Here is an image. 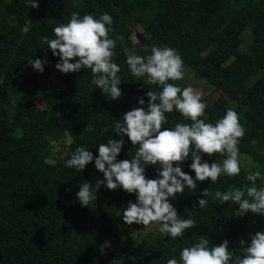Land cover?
Instances as JSON below:
<instances>
[{"label": "trees", "instance_id": "16d2710c", "mask_svg": "<svg viewBox=\"0 0 264 264\" xmlns=\"http://www.w3.org/2000/svg\"><path fill=\"white\" fill-rule=\"evenodd\" d=\"M37 2L38 8H29L25 0H0V264H108L111 258L115 264H167L169 259L179 260L180 251L194 245L200 236L208 238L210 246L227 240L229 250L243 255L239 241L243 239L247 246L251 235L264 232V216L251 212L237 216L239 206L215 199V192L246 190L251 186L246 177L256 170L264 176V0ZM73 13L81 18L86 14L113 18L109 38L115 40L112 62L121 69L119 99L108 100L91 83V71L85 69L62 73V88L51 96L34 88L36 79L45 78L50 69L57 70L59 62L42 38H55L54 27L66 24ZM136 28L140 42L135 38ZM244 30L251 33L252 47L240 51ZM132 34L135 42L130 40ZM152 46L174 49L183 66L219 94L206 104V123L215 124L234 107L245 128L239 156L248 157L252 168L247 173L240 167V174L231 178L222 174L215 184L197 182L195 190L185 188L170 200L181 219L196 220V226L184 236L161 237L159 225L153 223L150 226L156 225L155 231L146 232L134 247L113 254L110 247L118 239V225L134 232L150 227L126 225L119 214L129 202H136V195L118 188L84 207L73 185L84 176L104 179L95 168L99 144L121 139L113 130L123 114L141 107L140 98L146 110V93L162 90L144 84V78L137 80L126 63L128 55H150ZM32 59H46L42 74L29 66ZM37 99L42 108L34 105ZM165 116L164 128L191 123L175 110ZM65 138L66 150L54 156L51 145ZM122 138L125 143L118 162L130 159L136 151L127 137ZM77 147L93 154V162L83 172L66 166ZM225 158L202 155V162L222 164ZM191 163L190 154L180 167L195 178ZM158 171V166L149 165L145 176L156 179ZM256 184L264 187V180L258 179ZM204 190L209 192L208 204L198 209V200L205 199L201 196ZM106 243L110 247L102 255L100 247Z\"/></svg>", "mask_w": 264, "mask_h": 264}, {"label": "clouds", "instance_id": "9594fccd", "mask_svg": "<svg viewBox=\"0 0 264 264\" xmlns=\"http://www.w3.org/2000/svg\"><path fill=\"white\" fill-rule=\"evenodd\" d=\"M29 8H38L37 0H25ZM113 18L103 14L98 19L90 14L82 18L73 13L66 24L54 27V37H43L52 55L59 57L56 69L63 73H78L81 69L91 71V83L102 90L108 100L115 101L121 97L119 85L122 83L118 73L120 67L112 62L115 40L109 38ZM149 51L147 47L143 49ZM75 61L74 63L71 61ZM45 60H29L28 64L39 73L44 72ZM126 63L130 73L137 80L144 78L148 85L158 86L162 90H149L147 109L145 101L140 98L141 107L123 114L116 123L114 134L121 139L110 138L107 143H100L95 168L103 174L104 184L108 190L122 189L128 194L136 195V202H129L122 212L126 225H143L145 228L156 223L161 237L172 239L182 237L185 231L196 226L194 217L181 219L170 200L182 194L185 188L195 190L197 182L210 180L215 184L221 175L231 178L240 174L239 148L240 139L245 135V128L240 124L237 112L231 108L213 123H206V104L202 96L191 87L181 89L169 81L184 78L183 61L178 53L168 47H151V54L140 56L131 54ZM178 112L184 120L191 123H177L174 128H164L167 123L165 114ZM201 117H204L202 119ZM164 128V130H162ZM127 137L136 148L130 159L117 161ZM190 169L195 178L182 171L180 167L190 156ZM226 156L221 163L202 162V155ZM93 162V154L84 147H77L66 166L83 172ZM158 166V178L147 179V166ZM174 165H176L174 167ZM246 179L251 182L246 190L235 188L232 191L215 192V199L224 203L231 201L239 206L237 216L248 212L264 216V187H257L258 179L264 180L259 170L250 172ZM92 185L85 181L77 192L79 203L87 207L95 197L90 191ZM208 190L201 192L205 199L198 200V209L208 204ZM247 197V198H245ZM239 241L243 255H235L229 250V242L210 246L205 236L191 247H184L179 253V260L173 258L167 264H264V232H256L250 237V243ZM107 243L101 245L100 252L105 254Z\"/></svg>", "mask_w": 264, "mask_h": 264}, {"label": "rangeland", "instance_id": "374dc122", "mask_svg": "<svg viewBox=\"0 0 264 264\" xmlns=\"http://www.w3.org/2000/svg\"><path fill=\"white\" fill-rule=\"evenodd\" d=\"M137 34H141L139 28H136L134 30ZM130 40L132 42H135V38L133 34L130 37ZM252 45V36L249 30H244L242 35H241V42L239 45V50L240 51H246L249 46ZM252 47V46H251ZM128 55V54H127ZM129 56V55H128ZM183 72H184V78L179 81H175V85L180 87L181 89L185 87H191L193 88L196 92L200 93L202 96V102L205 104H209L213 101H215L218 97V93L214 92L213 88L210 87L209 84H207L205 81L197 79L191 70L187 69L185 66H183ZM62 76V73L55 70V69H50L46 73L45 78H37L35 81V86L36 90L38 92H44L47 96H51L53 92L57 91L58 89L62 88V84L60 82V77ZM144 84H147L146 81L144 80ZM12 104L13 102L10 101ZM34 105L37 108H42L41 102L37 99L34 102ZM231 109L234 107L231 106ZM33 120L29 121V124H32ZM68 145V139L65 138L59 143H55L51 145V152L53 153L54 156H61L62 153L66 150ZM239 161H240V167L247 173L248 171L252 168V164L249 160L248 157L246 156H239ZM89 182L92 187L90 189L92 196L95 198H99L102 196V193L106 191H114V190H108L104 184H100V180H97L96 178H87V177H82L79 182L75 185H73V191L78 192L80 189V186L85 182ZM120 216L122 217V212L120 211ZM157 228L156 225L150 226L147 230L142 231V232H134L131 229L125 230V225L120 226L118 225L116 227L118 231V239L115 242H112L111 244V253L113 254H121L122 251L126 250L128 247H134L135 244L144 237L146 232L148 231H155ZM108 264H115L114 258L109 259Z\"/></svg>", "mask_w": 264, "mask_h": 264}, {"label": "water", "instance_id": "95a60500", "mask_svg": "<svg viewBox=\"0 0 264 264\" xmlns=\"http://www.w3.org/2000/svg\"><path fill=\"white\" fill-rule=\"evenodd\" d=\"M135 38L138 40V42H140L141 40H140V35H138V34H135Z\"/></svg>", "mask_w": 264, "mask_h": 264}]
</instances>
